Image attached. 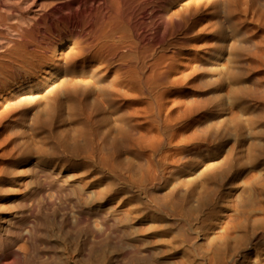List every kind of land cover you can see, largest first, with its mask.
Masks as SVG:
<instances>
[{
	"label": "rangeland",
	"instance_id": "374dc122",
	"mask_svg": "<svg viewBox=\"0 0 264 264\" xmlns=\"http://www.w3.org/2000/svg\"><path fill=\"white\" fill-rule=\"evenodd\" d=\"M20 1L23 2L25 0ZM27 1L30 2L29 5L31 2L32 4L30 6L27 5L29 9L25 7V9L27 8L26 12L24 11L25 9L22 8L21 11L24 13H31L32 10H35V5L40 0ZM244 4L246 8H248H244V13L246 14L243 13L241 16L244 19H239L241 22L244 20L242 24L238 21V24H240V26L238 25L240 27L238 32H236L234 28H232L234 30L229 28L228 24L227 26L226 24L220 25L223 27L221 28L216 23V20L211 18L210 23L213 21L212 25L216 29L214 28L212 31L213 26H211L208 28H212L211 32L209 30L205 32L210 35L203 33L204 38H202L207 40L211 38L212 44L216 40L213 46L210 45L211 47L209 46V50L205 53L207 59L209 58V63L213 66L215 65L212 67L216 70L207 72L200 69V72L198 71L193 77L191 76L192 78H190L189 84L181 90H167L165 88L166 91H164L163 89L165 86H159L156 89L157 92L153 93V97H155L156 94L161 96L164 95V102L166 103V100H168L162 110L156 105L151 106L148 104L143 105L144 107L139 105V107L133 109L123 105H115L116 107L120 106L118 107L120 109H116L114 106L113 110L111 105H108L106 102H104V105L97 100L98 90H94L97 89V87H94L96 85L92 83L90 89H93V91L91 90L89 93L90 95L88 94L89 96L85 94L84 96L82 93L83 90L81 89L85 88V84L87 83L86 80H89L90 77L83 75L84 73L81 71L80 66H73V68L72 66H62L58 71L49 75H46L43 71H38L36 72L37 75L34 74L36 76L34 80H29V82H27L31 90L24 94H15V96L9 94L7 96L5 95L4 99L0 98V111L2 112L10 99L13 100L17 96L24 97L25 100V98L27 99L33 96V99L31 98V100H33V105L30 103L31 100L28 99L30 101L27 100V103L31 105L28 104L24 107L26 104H23L20 109L17 107V110L15 109V111H17L15 114L14 111L12 114L9 113L10 116H6L8 119L5 118V120L0 122V187L4 186L0 189H10L11 187L14 189L17 187L16 183L19 182L18 180L21 177L11 172H15L16 170L15 173L23 171L28 164V156H30L39 166H48L67 175L73 174L72 176L75 177L71 182V185H73L72 187H76L79 184L83 186L85 184L84 186L86 187L98 189V192L100 190L101 193L106 195L105 197L102 195L103 200L105 199L108 202H112L118 210H121L120 217L122 223H119V229L125 230L128 224L129 225L126 227L128 231L131 230L132 227H135L140 235L144 236L148 241L151 239L149 246L152 245V247L150 246V248L163 250L167 248V252L171 249L172 251L170 253L173 255L175 254L178 259L182 258L185 262H182L183 264H193L194 262V264L197 262V264H199L201 261L202 263L205 262V264H214L217 258H219L216 261L217 263H224L226 260L224 256L229 260L231 256H234L232 254H235L236 249L237 251L241 249V251L236 252V255L238 254V258L242 259H238L236 264H241L242 261H244L242 264L255 263L257 252H261L260 254L264 257V237L259 241L262 243L259 244L258 242L257 248L247 247V243L250 242L252 238L250 236L254 231L262 229L259 230L258 233L260 235L264 234L263 208L255 211V215L253 214L255 218L250 216L252 219L249 217V220L246 216H243V218L239 216L235 219L238 224L235 221H233L234 223H228L229 216H233L234 218L235 215V208L232 209L234 207L232 205V203L234 204L232 198L236 192L243 188H248L251 184V187L253 185V187L256 186V190L259 189V192L260 190L262 191V193H260L263 200L260 196V201L262 200V204H264V0H245ZM1 31L2 30H0V32ZM219 33H221L222 36H220ZM202 38H200V40L204 41ZM216 43H220V45H215ZM169 44L168 42L163 44V50H165V47L169 46ZM162 48L159 49L163 51ZM68 49L67 44L58 47V51L60 52H67ZM30 50L31 48L29 52ZM34 51L32 48L31 53L34 52L36 54L34 55V53H32L31 57H36V59L31 58V60L33 59V62L36 63V61L39 60V56L37 55L39 52L37 53L35 48ZM196 51L197 50H191V53L186 52L185 57L187 58L181 56L182 58H180L179 61H182H178V64L184 63L183 66L185 67V63H195V57L198 53V51ZM209 51L211 53L214 51L216 54L213 53L212 55L208 53ZM222 66H224V69ZM218 68L222 69L219 70ZM72 71H74V73ZM185 72L188 73L187 68ZM46 77H48V79H46ZM225 77L228 78L225 79ZM84 78L85 81H83ZM89 81L93 82L91 79ZM82 82L86 83L84 84ZM58 83H63L64 88L68 86V90L64 89L62 91L61 89V92L60 88L63 86L58 85ZM80 84L83 85L80 86ZM74 85L77 86L74 87ZM80 87L82 88L80 89ZM76 90L79 95L76 93ZM158 90H160V92ZM163 91L166 93L164 94ZM93 92L94 94L97 93L95 99V95L92 94ZM158 92L162 94H158ZM74 93H76V95ZM80 95H83V100L80 99ZM153 97L150 96L148 100L154 101L155 99ZM86 98L90 101V103H87L90 109L84 106V104L86 105ZM174 98L181 99L184 102L182 103L181 100L179 102L175 101ZM5 99L7 101H5ZM97 103L100 108H98L99 106H94L95 104L97 105ZM173 103L174 105L171 107ZM197 103L199 106L196 105ZM147 105L149 107H147ZM87 110L89 111L87 112ZM132 111L134 112L133 115H131ZM177 117L181 120H178ZM137 143H139V145ZM108 144L110 146H108ZM116 147L117 149H115ZM6 171L9 172V174ZM3 172H6L10 178L7 175H3ZM10 175L16 176L13 177ZM247 184H249L248 187H246ZM257 186L259 187L258 189ZM142 187L146 188L142 189ZM142 190L146 191V193ZM204 197L206 199L208 198L206 200L208 202L203 200L205 199ZM154 199H157L156 203ZM202 200L208 206H205ZM158 202H161L160 209H163V207L168 204L170 207L169 208L167 205L169 210L166 207L168 211L165 210V208L163 211H166V213L162 212V209L160 210L158 207L160 206ZM144 203L146 206H144ZM173 204H176L173 206L174 208L171 207ZM171 208L172 211L178 210L180 214L175 211L177 212L176 216L175 212L171 211ZM198 208L201 210V212H199L200 214L198 213ZM157 209L161 212H158ZM261 210L262 212H260ZM122 212L125 214L124 216ZM129 212L133 213L130 214ZM167 212L168 215L172 213L175 215L172 214L173 216L167 217ZM169 212L171 213L169 214ZM186 212L187 215L185 214ZM189 212L191 215L193 213L195 214L188 216L190 215L188 214ZM133 214L139 215L137 217L139 219H136V216ZM125 216L127 218L123 219ZM185 216L188 217L185 218ZM194 216L196 218H194ZM192 217L194 219H192ZM259 217H261L262 221ZM184 218L191 220L189 221L187 219L188 221H185ZM239 218L240 221H238ZM171 219L173 221L178 220V223L176 221L174 223ZM124 220L126 222L129 221V223L127 222L126 224ZM166 220L169 222L166 223ZM193 220L196 221V223ZM180 222L181 224L183 223V227L179 224ZM185 222L191 223L186 224V226ZM256 222L259 224V227L262 228H255L258 227ZM169 223H174V226L171 227L170 225L172 224L169 225ZM123 224H125V226H123ZM226 224L229 226L227 230ZM254 224L256 225L255 227H253ZM163 225L165 229L162 227ZM188 225L190 226L188 227ZM245 225H247L248 228H246ZM140 226L143 227V229H141ZM186 227L189 228V230L186 229ZM197 227L201 228V230ZM230 228L233 230L231 231ZM185 229L187 231H185ZM193 229H195V231ZM140 232L143 233L141 234ZM184 233H187L188 237L185 236ZM227 234L229 235L227 236ZM248 236L250 237V241L246 239V237L249 239ZM185 237L193 238H191L190 241V239L188 240ZM158 238H161V240L163 239L162 242L165 246L161 242L160 244L158 243L160 241ZM156 240L158 242L155 243ZM192 240H195L193 244ZM212 247L213 249H210ZM215 248L219 249L214 250ZM191 249L194 250V252ZM195 251H200L198 252L200 255H204L205 253V255L208 256L205 259V255V257L203 255L199 256ZM240 252L241 254H239ZM216 254H220L219 256L223 258L220 260L218 256L214 259L213 256L215 255L216 257ZM209 256H211V259ZM190 258H194L192 259L193 261H191ZM208 258L209 261L207 262Z\"/></svg>",
	"mask_w": 264,
	"mask_h": 264
},
{
	"label": "bare ground",
	"instance_id": "6f19581e",
	"mask_svg": "<svg viewBox=\"0 0 264 264\" xmlns=\"http://www.w3.org/2000/svg\"><path fill=\"white\" fill-rule=\"evenodd\" d=\"M25 1L21 2L20 0H0V30H2L0 32V98L4 99L5 98L4 96L5 95L7 96L9 94L11 96H15V94L16 95L24 94L29 90H31V87L27 85V82H29V80H34V78L36 77L34 74H36V72L38 71L39 72L43 71L46 75H49V74H53L55 71H58L60 68H62V66L65 67L72 66V68L73 66L75 67L80 66L81 71L84 73L83 75L90 77L91 81L93 80V82H90L89 81L90 79L86 80L87 82V83L85 82L86 84L82 82L85 84L84 89H81L82 87H80V89L83 90L82 91L83 95L84 94L88 95L91 92V90L93 91V89H90L92 83L96 85V86L93 85L94 87H97V89L94 90L95 91L98 90V96L96 95L97 93L94 94L95 91L92 93L95 95L94 99L97 96L98 101L102 102L103 104L104 102H106L108 105H111L112 108L115 105H120V106L123 105L133 109L139 107V105L143 106L148 104L151 106L156 105L160 110H162L163 107H165L168 100H166L167 101L166 103L164 102L165 100L164 95L161 96L154 94L155 97H153V93L157 92L156 89L159 86L162 87L165 86L163 89L164 91H166L165 88L167 90H181L189 84L190 78H192L200 69L202 71H207V72L214 70L213 67L215 65L213 66L209 63L210 62L208 60L209 58L207 59V55L205 53L207 52V50H209L210 45L213 46L216 40L212 44L211 38L209 40L203 39L204 38L203 33H205L206 30L207 31L209 30L211 32L212 28L208 29L211 26H213L212 25L213 21L210 23L211 18L215 19L216 23L219 26L220 25L222 26L224 24H226L227 26L228 24L229 28L231 29L234 28L235 31L238 32L240 29L239 27L240 24H242V22L244 21V20L242 22L240 21L241 19H244L241 16L245 11L244 8H246V5L244 4L245 0H42V1L40 0L38 3H36L35 10H32L31 13H24L23 11H21L22 8L25 9L27 5L30 6L32 4L31 2V4L29 5L30 2L27 0ZM26 9L24 10L25 12ZM238 21L240 22V24H238ZM214 28L215 27L213 26L212 31L214 30ZM221 33H219L220 36H222ZM205 34L207 35L209 33H205ZM200 38H202L204 41H201ZM166 42L170 44L169 46L166 45L167 46L165 47L166 49L163 50L162 48L164 46L163 44H165ZM220 43H216L215 45L219 46ZM63 44L64 45L67 44V48H69L67 52L58 51V47L62 46ZM30 48L31 50L33 48V51L35 48L37 50V53L39 52L37 54L39 56L38 58L39 60H37L36 63L33 62V59H36V57L35 56H34L35 58L31 57L32 53L36 51L31 53L30 50L29 52ZM159 48H162L163 51H161V49ZM191 50L198 51L197 56L195 57L196 62L195 63L188 62L187 64L185 63V67L183 66L184 63L178 64L179 59L182 58L181 56L185 57L186 52L191 53ZM214 51L213 53L216 54V52ZM208 53L211 52L209 51ZM213 53L211 54L213 55ZM35 54L36 53H34V55ZM31 58L33 59L31 60ZM224 66H222L223 69ZM186 68L188 73L185 72ZM218 69L220 70L222 68H218ZM219 70L217 71L220 72ZM72 72L74 73V71ZM227 78L225 77V79ZM46 79H48V77H46ZM83 81H85V78ZM58 85L63 86L64 84L58 83ZM81 85L83 84H80V86ZM76 86L77 85H74V87ZM67 87L65 86L64 88L63 86L62 88L60 87L59 88L60 91L61 89L63 91L64 89H67ZM81 90H80V94H81ZM160 90L158 91L160 92ZM164 91L163 93L165 94L166 92ZM159 92L158 94H162ZM76 93L74 94L76 95ZM77 94L79 95V93ZM83 95L82 96L80 95L81 98L80 97L79 98L82 99ZM150 96H152L155 100L149 101L148 99H150ZM16 97L13 100L10 99V101L6 104V107H4L5 110L2 108L3 111L2 112L0 111V119H1L0 122L5 120L6 116L7 117L8 115L10 116L9 113L12 114L14 111L15 114V112H17L15 111V109L17 110V107H19L18 109H20V107L22 108L23 104H26L24 105L25 107L30 103H32L33 105L32 102L33 100H31L33 96L31 98L29 97L27 99L25 98V100L24 97H17V98ZM178 97L181 98L180 96ZM6 99L5 101H7ZM28 99H30L31 101ZM87 99L88 98H86V102L83 101L86 103V105L83 103L84 106H87V103H90L89 99L88 100ZM181 99H175V101L179 102ZM27 100L30 101V103H27ZM181 102L183 103L184 101L181 100ZM148 105L147 107H149ZM173 105L174 103L171 105V107ZM196 105H198V103ZM88 106L87 108L90 107ZM94 106L97 107L99 105L97 103V105L95 104ZM118 107H116V109H120ZM98 108H100V106ZM88 111L89 110H87V112ZM133 113L134 112L132 111L131 115H133ZM137 144L139 145V143ZM108 146L110 145L108 144ZM115 149H117V147ZM28 157H29L27 159L28 164L26 168L23 169V171L21 172L18 171V173H15L17 170L15 172H11L10 170L11 173L21 177L18 180L19 182L16 183L17 187L14 189H12V187L10 189L7 188L0 189V264H183L182 262H184V260L182 258H179L181 261L180 262L179 259L175 256V254L173 255L170 253L172 251L171 249H169V252H167L166 250L167 248L164 250L157 248L156 249L150 248V246L152 247V245L149 246L151 239L148 241L144 236L138 233L135 227H132L130 225L132 228L131 230L128 231L126 230V227L129 225L128 224L125 227V230L119 229L120 228L119 223H122V219L120 217L121 210H118L117 207H115V205H113L112 202H108L105 199L104 201L103 196L105 197L106 195L101 193L100 190L99 192L101 194L98 192V189H95L93 187H86L84 186L85 184L84 185L82 184L83 186L79 184L80 187L79 185H77L76 187H72L73 185H71L72 184L71 182L72 179L75 177L72 176L73 174L67 175L62 172H58L54 168L48 166H39L38 163L34 161L32 157L30 156ZM5 173L3 172V175L8 176L9 172H7L8 174ZM16 175L14 176L10 175V176L15 177ZM249 184H247L246 187H248ZM251 185L248 188L242 187L243 189L236 192L235 195L233 196L232 200L234 204L232 203V205L234 207L232 208L231 207L232 205L230 207L232 209L235 208L234 209L235 215L234 218L233 216L231 217L229 216L228 223L235 221V219H237V217L239 216H241L242 218L243 216L249 218L250 216H253V214L255 215L256 213L255 211H258L261 208L264 209L263 206L264 204H262L263 199L261 196L262 191L260 190L261 192L260 193L258 191L259 190L258 186H257L258 190H256L255 188L256 186L253 187L254 186L253 185L251 187ZM145 188L142 187V189ZM143 192L146 193V191ZM260 196L262 199L261 201H260ZM207 199L205 198L203 200H205V202H208L206 201ZM154 200L156 203L157 199ZM203 200L202 202L205 203ZM158 203H160L159 204L160 206H158L160 209L161 202ZM146 204L144 206H146ZM167 205H165V207L162 206L163 209H165ZM175 205L176 204L170 206L174 208L173 206ZM204 205L208 206L206 205V203ZM167 208L165 210H167ZM177 208L179 210L178 206ZM163 209L161 211L166 213V211H163ZM160 210L157 209L158 212H161ZM178 210H174L172 212L175 211L178 212ZM177 212H175V214ZM199 212H201L200 209L198 210V213ZM260 212H262V210ZM129 213L131 214L133 212H129ZM170 213L171 212H169V214ZM185 214L187 215V212ZM188 214H190L188 216H192L195 213L191 215V213L189 212ZM124 215L125 214L123 213V216ZM171 215H168L167 217ZM134 216H136V219H139L137 218L139 215L135 214ZM188 216H185V218ZM126 218L127 217L125 216V218L123 219ZM194 218L196 217L194 216ZM194 218L192 217V219ZM240 218L238 221H240ZM250 218L252 219V217ZM259 218L261 220V217ZM187 219H185V221ZM249 220H248V224H249ZM175 221L173 222L175 223ZM127 222L129 223V221ZM127 222L125 221L126 224ZM135 222L137 221L135 220ZM168 222L166 220V223ZM176 222L178 223V220ZM181 222L179 224H181ZM194 222L196 223V221ZM235 222L237 223V220ZM188 223L191 222H185V225ZM170 224L172 223H169V225ZM173 224L170 226L171 227L174 226ZM256 224L258 223L256 222ZM190 225H188V227ZM228 225L227 227L225 226L226 230L229 227ZM247 225H245L246 228H248ZM123 226H125V224H123ZM255 226L256 225L254 224L253 227ZM162 227H164V225ZM255 228H262V227H259L258 224V227ZM141 229H143V227H141ZM186 229L189 230V228L187 227ZM186 229L185 231H187ZM199 229L201 230V228ZM193 230L195 231V229ZM232 230L233 229H231V231ZM259 230L254 231L252 235L250 234L251 235L250 237H252L251 241L249 236H248L249 239L246 237L247 241H250L247 243V247L254 249L257 248L258 242L260 241L261 238L263 239L264 237V234L260 235L258 233ZM228 235L229 234H227V236ZM185 236H187V233L185 234ZM187 237L185 238L188 240L190 239V241L191 238H193V237L191 238L190 237L187 238ZM158 239H160V241ZM158 239L157 240L159 242L156 240L155 243L158 242L160 244L161 242L164 245V243L162 242L163 239L162 240L161 238ZM194 241L192 240V244ZM260 243L262 242H259V244ZM210 249H213V247ZM216 249L217 248H215L214 250ZM192 251L194 252V250ZM238 251H241V249ZM238 251L236 249L235 254H232L234 256H231L232 258L230 257L229 260H227L226 256H224L226 259L225 262L224 263L218 262V263L236 264L238 259H241L238 258V254L236 255V252ZM198 252L196 253L199 254ZM260 253L258 252L256 253L257 256L255 259V263L253 264H264V257H262ZM239 254H241V252ZM201 255L199 254V256ZM219 255H217L216 257L214 255L213 258L215 259ZM207 256L205 257V259L207 258ZM210 257L211 256H209V258ZM219 257L220 260L221 258H223L222 256ZM209 258L207 259V262L209 261ZM192 259L191 261H193ZM217 259H215L214 264H218L216 262ZM243 262L244 261H242V263ZM200 263L205 264V262L202 263V261Z\"/></svg>",
	"mask_w": 264,
	"mask_h": 264
}]
</instances>
